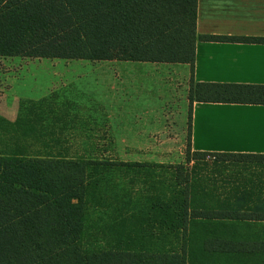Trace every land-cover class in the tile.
Wrapping results in <instances>:
<instances>
[{"label": "trees", "instance_id": "trees-1", "mask_svg": "<svg viewBox=\"0 0 264 264\" xmlns=\"http://www.w3.org/2000/svg\"><path fill=\"white\" fill-rule=\"evenodd\" d=\"M196 10L197 0H0V58L186 64L192 73L197 40L264 44L262 37L197 36ZM188 89L187 164L210 155L264 163L262 154L190 148L193 102L264 105V85L191 79ZM21 155L0 151V264H209L184 241L173 246L165 237L185 239L192 228L214 222L264 224L263 189L216 188L183 165L167 166L165 182L115 192L107 166L135 174H147L148 166ZM128 202L143 217L137 229L112 214L113 203ZM94 206L103 208L104 226L97 220L112 241L106 250L84 252L80 239ZM198 249L228 257L226 264H264V240L239 248L227 238H206Z\"/></svg>", "mask_w": 264, "mask_h": 264}, {"label": "crops", "instance_id": "crops-1", "mask_svg": "<svg viewBox=\"0 0 264 264\" xmlns=\"http://www.w3.org/2000/svg\"><path fill=\"white\" fill-rule=\"evenodd\" d=\"M195 31L197 36L264 38V0H197ZM70 61L68 71L39 73L46 79L44 88L36 82L26 104L15 103V110H8L9 122L17 121L22 137L101 134L119 137L117 142L147 143L158 137L154 133L163 114L151 98L154 87L168 86L164 79L264 85V44L258 43L197 40L192 73L186 64ZM71 87L76 88L73 93ZM141 92L146 94L142 104L119 102L114 96ZM190 116L191 151L264 155V105L193 102ZM184 125L187 131V120Z\"/></svg>", "mask_w": 264, "mask_h": 264}, {"label": "rangeland", "instance_id": "rangeland-1", "mask_svg": "<svg viewBox=\"0 0 264 264\" xmlns=\"http://www.w3.org/2000/svg\"><path fill=\"white\" fill-rule=\"evenodd\" d=\"M72 64L70 60L59 59L0 58V119L4 122V125H0V151L5 153L19 151L28 157L84 159L114 162V164L137 162L148 166L144 170L148 171L147 174H135L133 169L129 172L126 168L107 166L103 173L106 176L108 188L115 192L124 188L128 191L132 190L134 193L142 188L143 182L146 184L165 182L169 178L166 173L171 172L166 167L176 165H183L190 170L194 177H199L202 180L205 178L208 184L216 188L241 187L255 191L264 190V163L258 159L236 157L226 161H217L215 156L210 155L206 156L203 161H192L189 164L185 162L187 131L186 125L182 127V124L183 121L186 124L189 111L187 101L189 84L188 82L184 83L183 80L175 79L173 82H167L164 79L167 87L161 84L159 89L154 87L151 102L154 108L159 107L163 116L160 120L159 131L154 133L158 136L157 139H152L147 143L117 142L114 139H119V137H106L107 135L101 134L87 136L64 133L50 136L42 133L36 134L34 137H22L19 130L16 129L20 127L17 121L9 122L7 118L8 110H15V108H11L12 104H26L25 98L32 97L37 89L34 85L36 82L41 84L40 88H44L43 83L46 79L42 78L43 76L39 73L68 71L70 70L69 65ZM38 76L40 78H37ZM77 81L81 82V80ZM76 83L79 82L74 84ZM75 90V87L69 89L72 93ZM146 94L141 92L136 95L114 96L116 99L118 98L119 102L142 104ZM163 124L166 129L163 128ZM181 127L183 131H181ZM52 139L57 142H53ZM115 192L110 191V193ZM99 197L106 198L104 195H99ZM253 197L257 198L259 195L254 194ZM259 198L264 199V197ZM115 204L117 203H113L112 207L113 216L131 222L130 226L137 229L139 226L137 221L142 220L143 217L137 213V210L131 209L132 203ZM94 207L97 208L90 209L88 221L80 239V247L84 252L106 250L112 241L110 235L102 230L103 227L97 220L101 219L104 226L106 214H104L103 208ZM135 216H138L137 220H133ZM214 237L227 238L239 248L245 247L248 244L264 240V224L214 222L192 228L189 233H186L185 239L179 234L166 236L165 239L168 244L173 246H178L184 241L186 250L204 258L209 264H226V261L230 260L228 257L221 254L209 255L198 249L206 238L213 239Z\"/></svg>", "mask_w": 264, "mask_h": 264}]
</instances>
